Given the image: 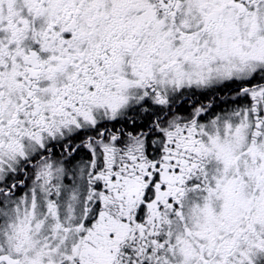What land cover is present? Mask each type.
<instances>
[{"label":"flooded vegetation","instance_id":"flooded-vegetation-1","mask_svg":"<svg viewBox=\"0 0 264 264\" xmlns=\"http://www.w3.org/2000/svg\"><path fill=\"white\" fill-rule=\"evenodd\" d=\"M262 21L264 0H0V264L26 259L31 201L77 215L69 264H264ZM244 113L230 153L213 120Z\"/></svg>","mask_w":264,"mask_h":264},{"label":"rangeland","instance_id":"rangeland-1","mask_svg":"<svg viewBox=\"0 0 264 264\" xmlns=\"http://www.w3.org/2000/svg\"><path fill=\"white\" fill-rule=\"evenodd\" d=\"M190 23L189 17L180 21V25L183 27ZM258 31L264 34V21L258 23ZM262 40V39H261ZM246 40L244 45L246 46ZM221 45L220 39L213 42L215 48H219ZM254 48L252 52L258 53L262 51L264 44L258 39L253 43ZM264 51V48H263ZM263 54V53H262ZM163 60V58H161ZM247 70H245V74ZM163 77H171L167 73L163 74ZM187 77H193V71L187 73ZM220 120H213L212 128L227 129L225 133V141L228 143L229 152H234L236 147V135L243 136L244 140L250 129L254 128L252 119L248 117L247 113H244L241 117H224ZM211 128V125H210ZM244 131V132H243ZM243 132V135L241 134ZM242 138V137H241ZM243 142V140H240ZM56 205L58 200L56 199ZM246 205H243L244 209ZM36 203L31 201V208L27 212H20L14 217L15 223L20 225H14L10 230V234L14 233L15 239L19 238L20 248L17 247V252H25L27 254L26 259L22 264H69L76 256V229L74 225H66L65 220L72 215L77 218L76 214L63 213L60 208L54 210L53 205L51 208L46 207L44 210H37ZM242 211V210H241ZM241 213V212H240ZM240 215V214H239ZM31 222V225L27 226L26 223ZM256 235L253 239L249 240L245 244V254L256 256L260 251H264V223L256 224ZM27 232V240L23 232ZM258 236L260 238H258ZM12 240L10 243H13ZM237 259V256H236ZM170 264H186L187 258L185 255H177L174 258H169ZM167 263V264H168Z\"/></svg>","mask_w":264,"mask_h":264}]
</instances>
